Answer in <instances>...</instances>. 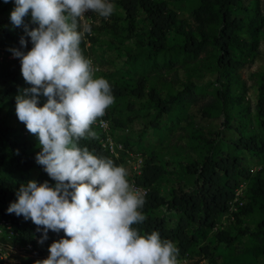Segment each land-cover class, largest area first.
<instances>
[{
	"label": "rangeland",
	"instance_id": "1",
	"mask_svg": "<svg viewBox=\"0 0 264 264\" xmlns=\"http://www.w3.org/2000/svg\"><path fill=\"white\" fill-rule=\"evenodd\" d=\"M155 1L165 2L176 15L163 49L152 45L155 38L142 10L130 25L125 11L111 0L116 5L111 17L89 11L83 20L92 29L85 39L97 69L95 76L127 89L126 95L114 96V104L103 116L111 138L121 146L117 159L134 183H141L140 165L142 169L145 163L162 166L163 174L149 188L170 200L178 189L197 190L198 175L193 167L209 152L237 156L250 176H239L233 209L217 215L213 227L190 223L188 234L196 239L185 254L179 252L178 260L180 264H264V230L260 226L264 207L256 193L258 181L264 180V150L245 148L241 142L254 138L264 147V116L258 113L264 94V0H243L232 8V16L241 25L233 47L238 63L230 77L219 66L220 47L210 45L202 51L186 47L184 30H195L199 24L196 10L200 0ZM15 7V0H0V19L10 21ZM21 77L25 88L31 87L22 73ZM140 86L143 95L133 94ZM20 92L0 105V119L39 149L38 137L16 120ZM3 144L0 178L16 186L36 180L40 170L17 169L10 144L0 139ZM142 213L164 218L169 227H175L181 217L165 203ZM10 244L17 247L11 251L13 264L19 257H42L35 248V253L24 251L26 243L17 238Z\"/></svg>",
	"mask_w": 264,
	"mask_h": 264
},
{
	"label": "clouds",
	"instance_id": "2",
	"mask_svg": "<svg viewBox=\"0 0 264 264\" xmlns=\"http://www.w3.org/2000/svg\"><path fill=\"white\" fill-rule=\"evenodd\" d=\"M8 3L9 0H4ZM14 26H23L33 47L21 59L24 80L31 85L16 96V115L38 137L42 148L36 162L55 180L21 184L8 213L30 219L43 236L49 230L64 238L49 247V256L36 264H180L179 248L160 233L141 234L133 225L146 220L145 193L129 181V171L110 158L94 154L79 141L98 138L92 125L115 102L106 78L86 58L81 43L92 29L83 20L89 11L109 18L111 0H15ZM31 14L29 28L24 18ZM20 44L27 46L21 37ZM41 94L47 97L39 105Z\"/></svg>",
	"mask_w": 264,
	"mask_h": 264
},
{
	"label": "trees",
	"instance_id": "3",
	"mask_svg": "<svg viewBox=\"0 0 264 264\" xmlns=\"http://www.w3.org/2000/svg\"><path fill=\"white\" fill-rule=\"evenodd\" d=\"M125 11L126 18L131 25L140 10L146 13V19L150 25V32L155 38L152 45L156 49L166 48V35L173 24L176 23V15L168 10L165 2L155 0H112ZM243 0H200V6L196 10V19L199 24L195 30H184L188 38L186 47L191 50L202 51L210 45L220 47L221 55L218 59L219 66L230 77L237 67V60L233 50L236 32L240 28V20L232 16V8L237 7ZM25 24L29 28L38 27L32 23L31 14L24 18ZM0 47L6 50L13 48L29 51L33 47L31 37L27 35L23 26L16 27L12 21L0 19ZM21 37L27 40V46L20 44ZM84 37L81 43V49L87 58L89 55ZM1 50V49H0ZM21 65L16 60H9L7 57L0 59V105L8 97L22 91L25 88L21 77ZM111 84V83H110ZM114 96H124L127 89L111 84ZM133 94L142 96V86L133 90ZM154 97V95H153ZM39 105L43 106L47 97L42 94L39 98ZM155 99L159 100L158 96ZM161 104V100H159ZM258 113L264 116V94L259 99ZM16 120L18 117L16 115ZM23 127L26 128L23 123ZM92 129L98 133V138H86L79 141L81 148L87 147L94 154L110 158L116 165H120L119 160L112 157L101 144V131L93 124ZM0 139L10 144L13 164L19 170H28L36 168L40 170V175L36 179L39 183L45 180L54 185L53 180L44 167L36 162V155L42 148L35 149L34 142L20 138L13 133L10 126L0 119ZM241 142L245 148L252 150H264V147L258 146L254 138L243 139ZM264 146V144H263ZM4 157V144L0 145V163ZM163 168L156 163H145L142 169L141 180L139 182L150 186L162 174ZM193 171L198 175L199 186L196 191L178 189L170 200H165L156 191H150L145 196L146 203L141 211L148 212L154 207L161 204H167L171 209L181 213V217L175 227H169L166 220L160 216H146V220L140 224L133 225L139 229L141 234H150L153 231L160 233L162 239L171 240L177 244L179 252L185 254L195 241V236L188 234V225L197 223L199 226L213 227L217 215L227 212L230 209V201L236 196V189L239 186V176L249 177L250 172L241 168L240 159L237 156L226 155L216 156L209 152L201 164L193 167ZM21 185H13L5 178H0V216L12 220L19 230L17 239L23 243H31L41 257H19V261L14 264H36V261L43 260L49 253L50 245L61 238L64 233L49 230L48 238L41 244L39 243L43 236L42 231H37V226L30 220H26L22 215L17 216L15 213H8L11 203L17 200V192ZM257 198L264 207V180H259L257 184ZM264 230V221L260 223Z\"/></svg>",
	"mask_w": 264,
	"mask_h": 264
},
{
	"label": "built area",
	"instance_id": "4",
	"mask_svg": "<svg viewBox=\"0 0 264 264\" xmlns=\"http://www.w3.org/2000/svg\"><path fill=\"white\" fill-rule=\"evenodd\" d=\"M25 53L27 51H24ZM3 57H7L9 60H16L20 63L21 65V59L18 57H15L13 55V52L10 50H2L0 52V59ZM92 60L91 57H87ZM107 127H101L100 125V120H98L95 125L98 127V129L101 131V144L102 147L110 153L112 157L118 158L119 153L117 147L119 146L114 140L111 138L110 133L108 132V121L102 117L101 118ZM142 171V166L140 165L139 168V173ZM134 186L138 189L143 191L146 195L150 192L149 186L143 184V183H134ZM237 192L236 196L233 200L230 201V209H233L234 203L238 200L237 197ZM145 195V196H146ZM19 236V230L18 228L14 225L12 220L0 216V264H13V258L11 257V251L17 250V247L14 245H11L10 243L15 240ZM24 251L32 250V252L35 253L34 251V246L31 243H26L22 246Z\"/></svg>",
	"mask_w": 264,
	"mask_h": 264
}]
</instances>
